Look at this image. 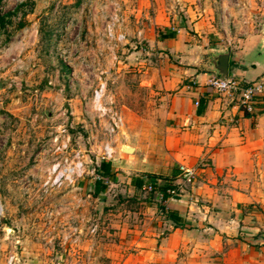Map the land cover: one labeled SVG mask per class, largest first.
<instances>
[{
    "label": "rangeland",
    "instance_id": "rangeland-1",
    "mask_svg": "<svg viewBox=\"0 0 264 264\" xmlns=\"http://www.w3.org/2000/svg\"><path fill=\"white\" fill-rule=\"evenodd\" d=\"M263 12L264 0H2L0 264L9 255L12 264H118L109 257L125 196L96 173L93 151L104 136L96 118L99 128L90 129L93 91L105 84L102 100L111 95L123 121L112 138L114 159L120 144L151 131L136 123L149 125L160 90L141 81L162 67L153 45L167 23L208 21L219 46L236 52ZM77 149L82 176L68 187L45 184L47 168ZM96 180L103 189L94 196Z\"/></svg>",
    "mask_w": 264,
    "mask_h": 264
},
{
    "label": "crops",
    "instance_id": "crops-1",
    "mask_svg": "<svg viewBox=\"0 0 264 264\" xmlns=\"http://www.w3.org/2000/svg\"><path fill=\"white\" fill-rule=\"evenodd\" d=\"M259 19L263 25L264 12ZM186 22L167 23L171 38L153 45L162 67L141 81L160 90L149 125L136 123L151 131L120 144L114 159L104 162L111 188L125 196V216L117 224L109 258L118 264H264L262 25L249 26L234 52L219 46L220 37L213 38L219 32L208 21ZM24 42L17 43L19 49ZM223 51L228 53L227 77L263 84L252 115L207 85L215 76L212 58ZM122 147L132 152L122 153ZM179 165L195 169V179L170 198L165 191L178 183ZM101 187L94 181V196ZM155 192L161 193L160 200Z\"/></svg>",
    "mask_w": 264,
    "mask_h": 264
},
{
    "label": "built area",
    "instance_id": "built-area-1",
    "mask_svg": "<svg viewBox=\"0 0 264 264\" xmlns=\"http://www.w3.org/2000/svg\"><path fill=\"white\" fill-rule=\"evenodd\" d=\"M111 31V25L107 26L106 33L109 37L112 36ZM117 38L122 40L123 36L119 35ZM207 85L214 92L223 94L230 98L231 101L235 102L237 108L247 115L253 114V104L255 100L263 93V84L261 81L245 83L236 79L234 76L226 77L225 80H222L216 76H212L207 80ZM105 91V84H99V86L92 93L90 105L92 110V117H89L90 129L95 131L97 128H99L95 125L96 120L98 124L102 122V127L100 130L103 131L104 136V141H102L98 148L93 151L98 162V166L100 162H111L113 160L114 148L112 147V138L117 135L118 131L123 126V121L120 114L110 107L113 104L112 96H106V101L102 100L105 95ZM196 105L197 102H194V106ZM91 118H96V120ZM61 133H63V130ZM89 138L90 140L92 139L91 136ZM54 142H56V139ZM65 148L66 141L65 143H60V149L64 150ZM71 156L60 159L59 162H56L47 168V180L45 184H49L50 182L52 186L57 185L56 187H68L82 176L83 164L80 162V158L82 157L80 155V151L78 149L73 151ZM178 172V183L173 184L165 191L166 195H168L170 198L179 196L183 192L184 187L191 185L195 179V169H189L179 165ZM102 180L104 183H107V178H103ZM145 189L148 192H153V187L151 185H147ZM156 194L160 200L162 198L161 193L155 192V195ZM1 213L2 212L0 208V217ZM6 232L9 234V236H11L13 230H7ZM13 261L14 256L9 255L6 264H12Z\"/></svg>",
    "mask_w": 264,
    "mask_h": 264
},
{
    "label": "water",
    "instance_id": "water-1",
    "mask_svg": "<svg viewBox=\"0 0 264 264\" xmlns=\"http://www.w3.org/2000/svg\"><path fill=\"white\" fill-rule=\"evenodd\" d=\"M262 31L264 33V19L262 25ZM262 54L264 55V42L261 49ZM215 56L212 58L211 64L213 70L215 71V76L225 80L227 74V61H228V53L226 51L216 53ZM121 152L125 154H129L132 152V148L130 147H122Z\"/></svg>",
    "mask_w": 264,
    "mask_h": 264
},
{
    "label": "trees",
    "instance_id": "trees-1",
    "mask_svg": "<svg viewBox=\"0 0 264 264\" xmlns=\"http://www.w3.org/2000/svg\"><path fill=\"white\" fill-rule=\"evenodd\" d=\"M171 36H172V33H167V32H165L163 35H161V39H168V38H171ZM106 166H107V163H104V162H100L99 163V166H98V168H99V171H100V176L101 177H103V178H106L107 176L106 175H104V173H105V171H106ZM102 178V179H103ZM97 182H99V181H97ZM103 187H101V189H102Z\"/></svg>",
    "mask_w": 264,
    "mask_h": 264
}]
</instances>
